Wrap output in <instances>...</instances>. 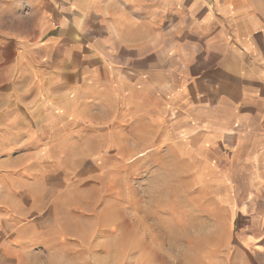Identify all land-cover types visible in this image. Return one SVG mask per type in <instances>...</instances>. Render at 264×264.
<instances>
[{"label":"crops","instance_id":"0c3cea01","mask_svg":"<svg viewBox=\"0 0 264 264\" xmlns=\"http://www.w3.org/2000/svg\"><path fill=\"white\" fill-rule=\"evenodd\" d=\"M0 15L35 22L34 43H23L34 46L33 58L22 63L15 85L22 101L13 103L26 114L9 119L13 138L22 129L31 138H69L71 127L93 124L85 112L101 109L107 93L126 117L137 115L134 104L142 101L143 138L175 117L176 148L190 157L199 183L208 188L209 176L186 136L215 153L207 174L233 175L213 183L214 191H227L214 199L236 217L245 261L264 264V0H0ZM196 96L197 115L184 120ZM20 186L0 198V264H39L51 252L50 222L34 220L36 202L24 206ZM57 238L54 246H62Z\"/></svg>","mask_w":264,"mask_h":264},{"label":"rangeland","instance_id":"374dc122","mask_svg":"<svg viewBox=\"0 0 264 264\" xmlns=\"http://www.w3.org/2000/svg\"><path fill=\"white\" fill-rule=\"evenodd\" d=\"M6 17L0 15V198L21 182V202H36L34 220H49L51 252L39 264H248L239 253L236 217L214 199L227 191H214L213 183L233 175L207 174L206 162L212 165L215 153L201 138L186 136L201 174L209 176L208 188L199 183L190 157L176 148L181 138L175 117L143 138L142 101L134 104L138 114L126 117L107 93L101 109L85 112L95 125L71 127L69 138H31L28 129L10 135L12 114H26L15 112L13 103L22 101L15 91L22 63L33 58L34 46L23 43H34L35 22L28 15ZM156 99L150 101L154 106ZM201 101L193 99L184 120L196 117ZM45 183L53 188L41 190ZM59 233L62 246L55 247Z\"/></svg>","mask_w":264,"mask_h":264}]
</instances>
